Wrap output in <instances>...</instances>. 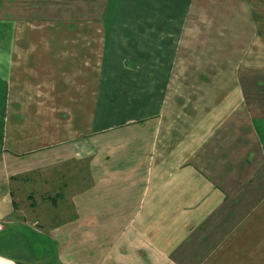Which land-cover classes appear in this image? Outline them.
<instances>
[{
    "label": "crops",
    "instance_id": "crops-1",
    "mask_svg": "<svg viewBox=\"0 0 264 264\" xmlns=\"http://www.w3.org/2000/svg\"><path fill=\"white\" fill-rule=\"evenodd\" d=\"M10 1L0 0V264H264V177L238 178L235 186L243 194L223 196L218 187L233 186L229 178L213 182L196 176L223 167L230 147L237 149L236 156L244 155V138L252 147L250 170H264V113H256V95L253 101L246 98L240 72L235 66L228 68L224 60L233 45L229 44L228 9L220 8L214 18L191 25L195 0H106L101 19L69 25L53 20L50 34L41 39L20 34L16 0ZM232 24L236 39L241 32L244 40L242 14L239 19L238 12ZM200 26L205 27L204 34L191 30ZM68 27L81 30L69 34ZM247 30L252 31V26ZM200 35L209 45H225L215 66L218 82L205 85L208 92L198 103L207 101L204 110L191 105L168 132L178 139L165 146L173 162L161 155L166 150L158 149V144L152 151L161 157L159 165L148 161L144 168L128 166V177L116 179L118 186L140 187L135 208L125 201L132 209L125 211L123 226L111 227L107 236L103 228L92 226L91 232H85L83 227L76 231L83 237L69 245L64 235L74 225L62 221L63 212H48L40 227L33 225L45 218L42 214L31 225L27 219L20 220L11 210L5 176L17 181L15 177L24 171L45 170L49 174L28 181L63 188L68 171L63 161L75 155L74 146L86 133L134 127L162 116L176 60L184 43L196 42ZM234 44L239 59L245 41ZM234 121L247 124L250 135L227 130L225 124ZM195 150L193 158L181 162L182 155ZM26 156L51 161L19 163ZM188 169L195 175L182 179L181 171ZM135 171L140 174L133 175ZM166 171L173 175L166 176ZM55 194L58 198L51 196V200L56 204L66 195L59 190ZM27 198L35 206L33 193L29 191ZM114 211L109 216L120 218L122 214ZM18 226L40 236L42 244L33 256L9 239ZM94 234L102 236L99 246L90 243ZM90 244L93 248L87 250Z\"/></svg>",
    "mask_w": 264,
    "mask_h": 264
},
{
    "label": "rangeland",
    "instance_id": "rangeland-1",
    "mask_svg": "<svg viewBox=\"0 0 264 264\" xmlns=\"http://www.w3.org/2000/svg\"><path fill=\"white\" fill-rule=\"evenodd\" d=\"M105 3L106 0H16L14 6H17L15 16L21 22L20 34L40 36L42 39L46 34H50V22L53 20H63L69 25L76 22L80 23L83 20L101 19ZM220 3H222V7L218 6ZM235 7L237 9L232 10ZM220 8L228 9L230 24L229 44H233L228 52H226L227 58H224L225 63L228 64V68L231 69V67L235 66V70L240 72V81L246 86L244 93L246 98L249 101H253L254 94L256 95V113H264V0H195L189 24H199L203 20L210 18V16L214 18L213 13L220 14ZM238 12L239 19H241L242 14L244 20V26L242 27L244 30V40L241 38L243 35L241 32L238 34V39L232 33L235 30V24L233 25L232 22L237 19ZM225 13L226 11L223 12L222 16H225ZM27 21L32 23L28 24ZM250 26H252L251 32L247 30ZM204 28V26L191 27V30H196L199 35L201 33L204 34ZM69 29L71 28L68 27ZM72 29L74 31L69 30V34H76L81 30V28L77 27H72ZM94 33L96 36L100 35L99 31L95 30ZM247 36L251 43H247ZM253 36L255 37L253 38ZM203 38V35H200L196 42L184 43V50L181 51L180 57L176 60L173 72L171 73L170 90L167 93L165 111H163L162 116H158L144 124L140 123L134 127L100 131L90 136L86 133L85 137L81 138L82 140L74 146L76 148L75 155L63 161L68 163V171L65 170L67 179L63 181V188L60 185H48L41 182H33L31 184L28 181V179L35 178L37 174H43L44 176L49 174L45 170L24 171V173L15 177L19 179L17 181H11L13 176L6 175L5 179L8 184L5 191L10 193L9 199L13 203L11 210L13 209V212L19 214V219H27L28 224L31 225L35 221L34 217L42 214L45 218L38 219L37 223L33 225V227H40L45 225L44 221L45 219L47 221L46 215L48 212H54V214L63 212L64 218L62 221L68 222L71 226L74 225L73 231L64 235V239L69 245L74 242L76 244L77 239L80 236L83 237L76 233V231L80 232V229L83 227L85 232L88 230L91 232L92 226L103 228L104 236H107L108 230L111 227L123 226L126 222L125 211L129 213L132 209L125 204V201L128 200L135 208V205L138 203L140 187L125 188L123 184L118 186L117 184L120 181H116V179L124 180V178L128 177L126 176V172L128 171H125V167L128 166H131L133 169L137 167L141 168L148 161H153L152 164L154 166L159 165L157 160L162 161L161 157H157L156 152L153 153L152 150H155L158 144L159 147L157 148L160 149L161 147L163 149L165 146L173 145L174 141H178L177 138L175 139L168 133L172 131L171 127L176 124L177 118L188 113L191 105L198 104L203 96H206L208 88L205 85L218 82L216 80L217 75L214 74L216 71L215 66L218 60H220L217 56L223 54L225 51V45H221L220 43L218 46L216 43L209 45L202 41ZM258 39L261 41H257ZM244 41L245 45L240 49L239 59H236L234 55L237 54V44L234 43ZM31 46H33V43ZM216 46L218 47L217 52ZM206 99L208 100V97ZM204 103L198 104L197 108L203 111ZM247 112V108H245L246 119ZM212 114L218 113L213 111ZM234 120L236 119L234 118ZM228 124L229 126L225 124L227 130L240 129L239 132L244 131L245 137L250 135V128L247 124L241 126L240 124H236L235 121ZM243 145L245 147L244 155L239 154L236 156L237 149L230 147L228 162L223 167L219 165L218 167L214 166L211 170L206 171L207 176L205 175V171H199V174H196V176L199 178L207 177L208 180H213V182L214 180L220 182L223 179L229 178L230 181L234 182V185L218 187L220 191L222 190L221 195H242L243 193L237 191L238 187L235 186L236 179L245 178L247 180L253 177L256 179H259L260 176L264 177L263 169L256 170V172L250 170L253 163L251 162L252 152H250V148L252 147L245 138ZM165 150V152L160 151L161 155L165 153V157L168 156L169 158L168 162H173L171 159L172 155H168V153H171L170 148L165 147ZM195 152L197 151L195 150L190 155L186 153L182 155L181 162L193 158ZM34 158L36 157L26 156L18 162L27 165L28 163L33 164L37 162V164H43L51 161V159L36 158L33 162L32 159ZM13 161L10 159L9 163H13ZM138 171L133 172V175L136 172L138 173ZM165 173L166 176L173 175L172 171L169 174L167 171ZM193 174L194 172L191 169L183 170L181 171V178L192 179ZM20 178L26 179L20 181ZM153 188L148 189L152 191L151 189ZM58 190L63 191L66 195H64L62 201L60 200L61 203L56 204V202L53 203L51 200V196L55 197L57 195L58 198V194H55ZM29 191L33 193L35 206H32L31 200L27 198ZM125 194L128 195V199H126ZM77 198H79L78 201ZM117 201L119 202L118 204H116ZM229 205L231 204L229 203ZM113 209L122 214L120 218L114 219L109 216L114 211ZM230 209L232 208L230 207ZM14 231L15 234L9 236V239L14 242L15 246L27 248L30 253L29 256H33L32 251H35V249L38 252V245L39 243L42 244L39 235L34 236L22 226H18ZM85 237L88 238V234H85ZM90 237L91 244L96 246H99V243L102 244L101 234H94ZM91 244L87 250L89 248L92 250Z\"/></svg>",
    "mask_w": 264,
    "mask_h": 264
}]
</instances>
